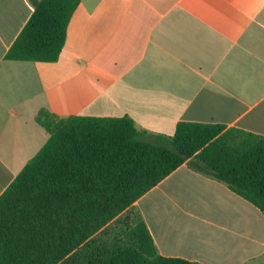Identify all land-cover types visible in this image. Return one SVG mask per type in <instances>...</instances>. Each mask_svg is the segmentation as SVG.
Segmentation results:
<instances>
[{"label": "crops", "instance_id": "0c3cea01", "mask_svg": "<svg viewBox=\"0 0 264 264\" xmlns=\"http://www.w3.org/2000/svg\"><path fill=\"white\" fill-rule=\"evenodd\" d=\"M32 11L0 0V195L49 137L40 110L264 134V0H81L56 61L6 59ZM134 205L161 255L264 264L263 212L187 163Z\"/></svg>", "mask_w": 264, "mask_h": 264}, {"label": "trees", "instance_id": "16d2710c", "mask_svg": "<svg viewBox=\"0 0 264 264\" xmlns=\"http://www.w3.org/2000/svg\"><path fill=\"white\" fill-rule=\"evenodd\" d=\"M29 1L4 57L56 61L81 0ZM36 119L49 137L0 195V264H202L161 255L134 205L183 163L264 213V134L186 120L154 134L127 115Z\"/></svg>", "mask_w": 264, "mask_h": 264}, {"label": "rangeland", "instance_id": "374dc122", "mask_svg": "<svg viewBox=\"0 0 264 264\" xmlns=\"http://www.w3.org/2000/svg\"><path fill=\"white\" fill-rule=\"evenodd\" d=\"M264 214V213H263Z\"/></svg>", "mask_w": 264, "mask_h": 264}]
</instances>
